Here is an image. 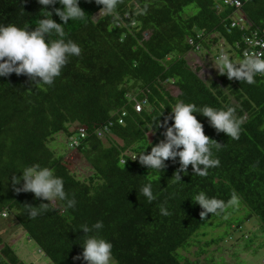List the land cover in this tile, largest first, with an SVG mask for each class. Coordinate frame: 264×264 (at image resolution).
<instances>
[{"label": "trees", "instance_id": "trees-1", "mask_svg": "<svg viewBox=\"0 0 264 264\" xmlns=\"http://www.w3.org/2000/svg\"><path fill=\"white\" fill-rule=\"evenodd\" d=\"M217 3L118 0L113 13L99 17L101 5L80 0L84 17L69 20L63 37L52 33L50 38L74 41L81 54L69 58L52 85L37 87L26 75L15 73L0 77V216H8L1 218V228L19 226L51 264H82L83 260L74 259L83 251L81 225L97 221L103 222L99 235L112 243L116 264H196L184 252L207 237L203 232L208 227L225 226L226 231L207 241L197 256L224 240L232 228L243 232L252 218L258 222L256 231L264 236V75L258 74L252 84L220 74L206 81L199 75L201 69L188 60L191 52L216 60L225 47L238 63L248 49L244 37L255 31L264 35V0H248L242 11L251 25L230 32L236 9L217 13ZM48 10L53 11L51 6ZM44 15L37 0H0V24L34 30ZM52 18L63 24L54 11ZM179 101L197 107L231 106L245 120L239 138L232 139L195 114L205 135L221 144L211 149L219 165L205 176L195 175L189 165L187 173H181L182 182H174L179 158L148 175L149 169L137 156L149 153L151 145L164 138V129L156 128L155 120L162 123ZM136 105H141L140 113ZM76 125L87 129L78 148L81 157L75 152L85 163L81 173L65 161L70 150L61 156L49 146L59 150L56 144L63 143L59 134L68 143ZM103 127L108 132L100 139L97 131ZM33 164L62 177L66 194L75 199L74 207L65 208V202L57 199L42 214L29 217L24 205L50 202L32 192L16 193L11 177L22 176L21 170ZM148 182L156 197L151 203L139 195ZM200 191L224 201L235 193L236 205L245 216L222 219L237 214V209L228 207L222 215L209 213L202 218L201 207L192 200ZM161 204L168 215L161 214ZM250 234L243 236L248 242L253 241ZM14 247L0 233V264H27Z\"/></svg>", "mask_w": 264, "mask_h": 264}, {"label": "clouds", "instance_id": "clouds-1", "mask_svg": "<svg viewBox=\"0 0 264 264\" xmlns=\"http://www.w3.org/2000/svg\"><path fill=\"white\" fill-rule=\"evenodd\" d=\"M219 1L217 0L218 3ZM37 2L42 6L45 15L38 21V26H35L34 30H29L28 27L21 28L14 24H0V77H8L12 73L18 76L26 75L38 87L41 84L52 85L55 79L60 76L69 58L81 54L80 46L74 41H65L62 38L51 39L50 37L52 33L63 37L64 25H67L69 20L83 18L85 12L79 6L80 0H37ZM246 2L244 1L243 5ZM95 3L102 6L99 12L100 17L105 13H113L117 8L118 0H95ZM218 3L215 6L217 13H221L225 8L236 9L235 17L242 14L246 18L245 28L251 25L242 11L243 5L239 9L225 4L218 8ZM57 4L61 7H55ZM50 6L63 24L57 23L52 18L53 11L48 10ZM92 18L95 19V17ZM148 37L149 35L146 34L145 38ZM189 55L190 64L195 69H202L203 66L192 62L197 59L194 54L191 52ZM214 66L220 75H226L229 80L235 79L252 84L256 82L255 77L258 74L264 75V51L251 54L245 51L243 58L237 63L221 50ZM197 113L206 117L209 124L218 133L223 132L232 139L239 138L245 116H237L234 107L213 108L208 105L197 107L193 103L179 101L171 107V113L165 117L162 123L158 119L155 120L156 128L164 129L161 133L164 138L151 145L149 153L146 154L144 151L137 156L140 164L149 169L148 175L161 172L167 167L166 161L171 160L175 163L177 158H179V168L171 179L174 182H182L181 173H187L189 165L192 166L193 173L199 176L207 175L209 168L219 165V160L213 156L211 149L213 145L219 148L221 144L205 135L204 126L195 115ZM169 120L172 121L171 125H169ZM73 130L75 134L68 141L79 155L78 148L87 136V129L76 125ZM82 131L84 136H82ZM107 132L108 127L99 129L97 131L98 138L104 139ZM65 158L70 169L78 172L77 169L72 168L73 165L69 162V157L65 155ZM21 171L22 176L17 177L15 174L11 177L14 191L16 193L32 192L35 197L50 202L41 203L39 206L24 205L30 218L42 214L51 204L55 205L53 201L57 199L65 202V208L75 206V199L69 198L65 192L62 177L54 175L48 167L33 164L24 167ZM152 187V183L148 182L139 190V195L142 194L149 203L156 198ZM237 199L235 193L229 200L224 201L216 197H209L204 191H200L192 200L201 207L200 216L204 218L209 213L217 216L224 214L228 207L237 203ZM159 207L162 215L169 214L164 204ZM7 217L3 214L0 216V233L4 234L12 229L1 228L2 219ZM102 228V221H97L91 226L81 225V230L85 234L82 237L83 251L74 259L83 260L86 264H116L112 253V243L99 235V230Z\"/></svg>", "mask_w": 264, "mask_h": 264}, {"label": "rangeland", "instance_id": "rangeland-1", "mask_svg": "<svg viewBox=\"0 0 264 264\" xmlns=\"http://www.w3.org/2000/svg\"><path fill=\"white\" fill-rule=\"evenodd\" d=\"M221 48L224 49L223 51L228 54L225 47ZM201 55L202 57L199 59ZM198 56L199 57H197L196 55L195 58L199 60L194 59L192 60V62L197 65L203 66L201 67L202 69L200 75L203 76L206 81L216 80L219 72L214 66L216 61L215 58L208 56L209 58L207 59L202 53L198 54ZM170 89L173 95L178 94V90L174 88ZM59 137L61 138H59L58 140L63 142L61 144H56L59 146V150L57 149V146L51 143L49 146L52 150H56L59 155L63 156L65 151L64 143L66 140V136L61 133L59 134ZM78 160H80V158H78L77 156L75 158L69 157V162L73 165L72 168L77 169V171L81 173L82 169L85 168V164L83 162H78ZM89 174L90 173L88 172L87 175ZM229 208L237 209V214H232L231 212L225 215L222 219L227 217L231 218L240 216L243 218L245 216V211L242 210V208L240 209L238 205L235 204ZM215 223L216 221L214 222V224ZM258 228V222L252 218L250 221L245 222L242 229L245 234L251 233L250 235L253 241L250 240V242H248L247 239L243 237V232L232 228L233 230L229 233V236H227L219 244H214L211 247L204 248L205 252L201 253L200 256H197L195 253L200 252V249L205 247V243L207 241L213 238H217L221 234L223 235L226 231L225 226L217 229H214L212 226H210L203 232L208 234L207 237L201 238V242H199L197 246L195 245L191 247L190 251L187 253L184 252V254H186L190 261L196 264H213L212 262L208 261L210 258L217 260L214 264H224L223 260L225 261V264H262V262L264 261V236L260 235L256 231L258 230ZM3 235L4 239H6L9 244H11L12 246L15 245L14 249L16 254L25 263L51 264L50 260L46 259L44 255L39 254V248L37 244L34 241L29 240L28 236L19 226L14 225L11 230L6 233L4 232ZM256 237L259 238L255 239ZM82 264H86V262L84 261Z\"/></svg>", "mask_w": 264, "mask_h": 264}, {"label": "built area", "instance_id": "built-area-1", "mask_svg": "<svg viewBox=\"0 0 264 264\" xmlns=\"http://www.w3.org/2000/svg\"><path fill=\"white\" fill-rule=\"evenodd\" d=\"M220 1L227 6H234L239 9L240 7H242L243 2L248 0H220ZM245 19L246 18L242 14H239L238 16L234 17L232 19L230 26H228V31L230 32L233 28L236 27H240L241 29H244L245 21H246ZM244 38H245L244 39L245 45L249 48V50L246 51H248L250 54L264 51V47H262V45H264V35H260L258 31H255L254 33H251L250 36H246ZM190 43L193 44V40H190ZM82 136H84L83 131H82Z\"/></svg>", "mask_w": 264, "mask_h": 264}, {"label": "bare ground", "instance_id": "bare-ground-1", "mask_svg": "<svg viewBox=\"0 0 264 264\" xmlns=\"http://www.w3.org/2000/svg\"><path fill=\"white\" fill-rule=\"evenodd\" d=\"M223 5V3L222 2H220L219 1V4H218V8H220L221 6ZM189 43H190V41H189ZM190 45H193V44H191L190 43ZM247 50H249V48L247 49ZM246 51V50H245ZM196 56V55H195ZM141 109H142V107H141V105H136L135 106V111L137 112V113H140L141 112ZM120 123H122V121L120 122ZM68 144V145H67ZM71 151V154H70V156L68 155V154H66V156L67 157H76V154H75V152L76 151H74L75 149L73 148V146L71 145V143L68 141V143L67 142H65V151ZM77 157H78V155H77ZM79 158V157H78ZM134 158V157H133ZM78 162H82L81 160H78ZM123 162V161H122ZM84 163V162H83ZM85 164V163H84ZM53 203H54V201H53ZM262 264H263V262H262Z\"/></svg>", "mask_w": 264, "mask_h": 264}, {"label": "water", "instance_id": "water-1", "mask_svg": "<svg viewBox=\"0 0 264 264\" xmlns=\"http://www.w3.org/2000/svg\"><path fill=\"white\" fill-rule=\"evenodd\" d=\"M68 165V164H67ZM69 166V165H68ZM69 168H71V167H69Z\"/></svg>", "mask_w": 264, "mask_h": 264}]
</instances>
